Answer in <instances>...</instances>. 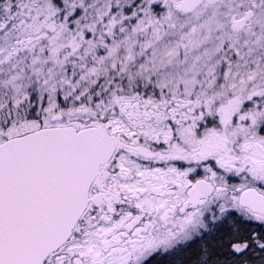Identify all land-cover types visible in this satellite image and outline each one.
Instances as JSON below:
<instances>
[{
  "label": "snow or ice",
  "instance_id": "snow-or-ice-1",
  "mask_svg": "<svg viewBox=\"0 0 264 264\" xmlns=\"http://www.w3.org/2000/svg\"><path fill=\"white\" fill-rule=\"evenodd\" d=\"M0 264H264V0H0Z\"/></svg>",
  "mask_w": 264,
  "mask_h": 264
}]
</instances>
